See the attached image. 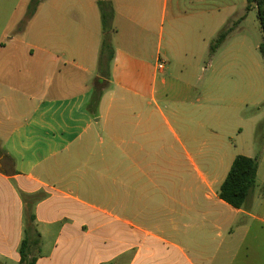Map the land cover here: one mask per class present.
<instances>
[{
	"label": "crops",
	"instance_id": "crops-1",
	"mask_svg": "<svg viewBox=\"0 0 264 264\" xmlns=\"http://www.w3.org/2000/svg\"><path fill=\"white\" fill-rule=\"evenodd\" d=\"M98 1L44 0L12 34L30 0L9 17L0 0V264L20 261L24 198L40 234L35 264H264V152L246 206L224 202L234 159L255 157L254 146L222 116L212 132L194 103L264 102V76L239 95L232 88L225 48L256 9L246 11L247 0H108L114 58L93 114ZM208 69L206 88L199 72ZM171 80L196 90L182 103L191 118L161 109ZM256 125L247 119L248 136ZM233 136L241 147L224 143Z\"/></svg>",
	"mask_w": 264,
	"mask_h": 264
},
{
	"label": "rangeland",
	"instance_id": "rangeland-1",
	"mask_svg": "<svg viewBox=\"0 0 264 264\" xmlns=\"http://www.w3.org/2000/svg\"><path fill=\"white\" fill-rule=\"evenodd\" d=\"M21 0H2L7 6L6 11L2 13L9 17L13 9ZM27 8L25 11V16L27 13ZM24 16V18H25ZM22 18V19H24ZM26 26V25H25ZM24 26V27H25ZM21 29H23V24L19 22L16 29L12 34H18ZM262 42V31L257 18L256 11L251 12L249 17L242 22L240 28L235 30L232 33V39L227 43L228 48L232 45V88L236 89L237 94L239 95L242 90H244L247 85H249L253 80L264 76V57L260 53L259 45ZM209 58L206 56L203 60L202 66L208 67ZM199 76H203L201 84H206L207 80L212 76V72L208 69L199 72ZM199 85V84H198ZM184 86L179 81L171 80L170 85H168L167 90L165 91V98L168 101V105L160 103L161 109L169 117L174 114H178L181 117H192V107L186 106L184 98H187L186 103L195 101L197 96L195 91H186L183 89ZM199 105V109L209 117V120L213 123H209L212 127V132L220 134V127H218V116L221 118L224 117V120L232 123V128L243 127L245 132L242 135L243 140L250 142L254 146L255 156L259 155V161L262 159L263 152L260 153V148L257 143V139L261 137L264 139V127L262 131L258 130V127L263 124L264 126V102L253 104L251 98L249 101L245 100L240 105L232 102V110L223 106L215 101L209 100L207 95L198 102H194ZM212 113L217 115L215 120L210 116ZM226 118V119H225ZM254 118L257 121L256 130L248 136L247 130V119ZM190 124V123H189ZM194 125V124H191ZM174 128L177 130V126L173 123ZM259 131V133H258ZM224 143H232V145L240 146V140L233 136L232 140L226 139ZM223 144V142H222ZM241 147V146H240Z\"/></svg>",
	"mask_w": 264,
	"mask_h": 264
},
{
	"label": "trees",
	"instance_id": "trees-1",
	"mask_svg": "<svg viewBox=\"0 0 264 264\" xmlns=\"http://www.w3.org/2000/svg\"><path fill=\"white\" fill-rule=\"evenodd\" d=\"M43 1L44 0H30L26 16L21 22L23 28L31 20L38 5ZM98 6L102 22V43L98 59V77L94 81L93 94L87 107L93 114L96 113L104 91L107 90L110 85V66L114 58V50L111 43V37L114 31L112 27L114 9L111 2L108 0H99ZM252 9H256L257 18L262 31V42L259 45V50L264 57V0H247L246 11ZM231 29V27H226L218 34L210 45L211 54L222 45ZM263 127V124L260 125L258 130L262 131ZM257 143L260 148V153H262L264 151V139L262 137L257 139ZM258 165L259 155L253 158L242 155L237 156L232 163L226 179L220 187V199L236 209L245 207L255 186ZM24 203H26L28 209L25 212V236L20 245V261L18 264H35L38 255L34 249L40 245V234L34 227L35 217L31 211L32 202L30 198H24Z\"/></svg>",
	"mask_w": 264,
	"mask_h": 264
},
{
	"label": "built area",
	"instance_id": "built-area-1",
	"mask_svg": "<svg viewBox=\"0 0 264 264\" xmlns=\"http://www.w3.org/2000/svg\"><path fill=\"white\" fill-rule=\"evenodd\" d=\"M158 68H159V69H163V64L160 63V64L158 65Z\"/></svg>",
	"mask_w": 264,
	"mask_h": 264
}]
</instances>
